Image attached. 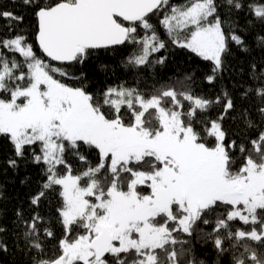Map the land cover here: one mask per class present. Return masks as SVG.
<instances>
[{
	"label": "snow or ice",
	"instance_id": "obj_1",
	"mask_svg": "<svg viewBox=\"0 0 264 264\" xmlns=\"http://www.w3.org/2000/svg\"><path fill=\"white\" fill-rule=\"evenodd\" d=\"M21 2L47 59L19 30L24 17L0 10L10 32L0 37V138L12 146L10 168L31 163L43 175L31 214L16 212L11 243L0 226V256H17L15 264H205L192 255L199 240L213 264L225 255L230 264H264V0ZM257 28L251 46L246 34ZM169 45L210 62L209 84L223 78L233 46L258 49L249 61L255 86L240 93L257 119L227 90L195 93L194 74L150 93L127 80L90 86L88 68L102 54L122 47L121 65L139 83L142 73L158 75ZM225 116L245 126L227 144ZM53 199L56 215L46 218L37 209ZM53 219L63 232L50 251Z\"/></svg>",
	"mask_w": 264,
	"mask_h": 264
},
{
	"label": "trees",
	"instance_id": "obj_2",
	"mask_svg": "<svg viewBox=\"0 0 264 264\" xmlns=\"http://www.w3.org/2000/svg\"><path fill=\"white\" fill-rule=\"evenodd\" d=\"M0 10L11 11L17 16L24 17L23 22L19 25V30L28 36L29 42L32 43L34 51H36L42 58H45L40 52L35 39L37 21L32 11L25 7L21 0H0ZM12 23L15 26V23ZM240 23L243 25L244 20L241 19ZM256 32H260V29L257 28L255 32L246 34L247 40L251 46H254ZM11 34L14 35L15 33L13 32ZM8 35H10L9 28L6 22L0 19V37ZM169 48L170 51L163 53L168 59L164 66L158 67V75L151 77L150 73H142V78L139 80V83H137V77L134 70L124 69L121 65V57L125 55V50L122 47L114 53L102 54L98 58H95L88 68V71L93 73L90 86H94L99 90L100 86L111 85L121 80H127L130 86L138 87L146 93H150L154 84L156 87H159L160 83H171L176 80H182L186 74H194L192 88L195 93L215 98L216 95H223L222 90H227L234 98L238 110L241 108H249L251 118L254 120L257 119V114L251 111V103L247 98H241L240 93L244 90L241 85L255 86L254 81L249 75V61L251 56L259 54L258 49L253 51L250 55L233 46L232 54L228 57L229 67L223 74V78L209 84L206 81L205 76L209 74L206 65L210 64V62L203 61L188 50L179 49L171 45H169ZM105 64L107 65V75L104 71H101L99 67ZM65 82L70 85H78L79 83L78 81L67 79ZM221 110V107L218 105L207 113V117L209 119H216ZM222 127L227 133L225 139V143L227 144L229 138L239 140V136L236 134L245 126L239 120L229 119L228 116H225L222 121ZM248 135L251 137L254 136L255 133L249 131ZM12 156V146L8 141L0 138V226L8 230L5 235L9 243H11L13 239L12 231L16 220V212L17 210H21L25 216L31 214L32 206L30 205L29 197L37 191L39 184L42 183L43 175L41 167L31 163L21 165L19 169L10 168L7 164V160ZM95 158V152H92L89 155V159L94 162ZM72 161L74 165L73 172L75 174V165L77 163L76 158H72ZM234 166H239V159L236 160ZM139 190L144 193L150 191L146 188H141ZM55 202V199H53L52 205L45 202L37 210L46 218L55 217ZM51 226L55 233V237L49 240V249L50 251H54L56 242L58 238L61 237L63 229L55 219L52 220ZM83 231V229L74 231L69 239L81 234ZM192 255L199 260H204L205 264H213L215 260V257L211 254L210 245L204 244L199 240L194 241ZM17 259L18 257L15 255L4 254L0 256V264H15ZM219 264H230V257L225 255L220 259Z\"/></svg>",
	"mask_w": 264,
	"mask_h": 264
},
{
	"label": "water",
	"instance_id": "obj_3",
	"mask_svg": "<svg viewBox=\"0 0 264 264\" xmlns=\"http://www.w3.org/2000/svg\"><path fill=\"white\" fill-rule=\"evenodd\" d=\"M38 44V43H37ZM39 47V46H38ZM47 59V58H46ZM53 63H56V62H53Z\"/></svg>",
	"mask_w": 264,
	"mask_h": 264
}]
</instances>
